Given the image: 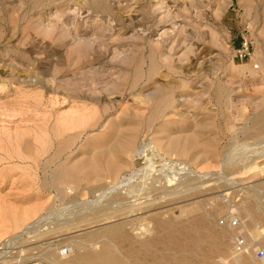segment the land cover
<instances>
[{
	"label": "rangeland",
	"instance_id": "obj_1",
	"mask_svg": "<svg viewBox=\"0 0 264 264\" xmlns=\"http://www.w3.org/2000/svg\"><path fill=\"white\" fill-rule=\"evenodd\" d=\"M101 1L0 0V264H264V0Z\"/></svg>",
	"mask_w": 264,
	"mask_h": 264
},
{
	"label": "built area",
	"instance_id": "obj_2",
	"mask_svg": "<svg viewBox=\"0 0 264 264\" xmlns=\"http://www.w3.org/2000/svg\"><path fill=\"white\" fill-rule=\"evenodd\" d=\"M247 50V46L244 45L242 50H239V57H243ZM243 52V54H242ZM219 225L222 227H227L232 231H237L240 227L239 218L235 215H229L228 217H223L219 220ZM233 245L234 251L238 254H245L248 250H251L249 247L247 240L243 234L237 232L233 235ZM255 258L259 261L264 260V248L260 245H254L253 247Z\"/></svg>",
	"mask_w": 264,
	"mask_h": 264
},
{
	"label": "bare ground",
	"instance_id": "obj_3",
	"mask_svg": "<svg viewBox=\"0 0 264 264\" xmlns=\"http://www.w3.org/2000/svg\"><path fill=\"white\" fill-rule=\"evenodd\" d=\"M101 2H102L101 0H96L95 4H97V6L100 7V6L102 5ZM73 138H74V137H73ZM128 143H129V142H128ZM24 145H25V148H27V145H26V144H24ZM64 145H65V144H64ZM64 145H63V146H64ZM127 145H128V144H127ZM150 146H151V145H150ZM152 146H153V145H152ZM143 147H144V146H143ZM58 148H59V147H58ZM125 148H126V147H125ZM145 148H146V147H145ZM120 149H121V151H123V150H124V146H121ZM152 149H153V148H152ZM57 151H59V150H57ZM152 151H153V150H152ZM59 152H60V151H59ZM123 152H124V151H123ZM154 155H155V154H154ZM154 155H153V156H154ZM110 161H111V160H110ZM116 164H117V163L114 164V161H113V163H111V162L108 163V165H109L110 167H113V168H115V169H116V168H119V164H118L117 166H116ZM94 167H95V166H94ZM95 170H96V167H95ZM145 170H146V168L142 169V171H144V172H145ZM140 172H141V171H140ZM147 172H148V171H147ZM147 172H146L145 174H147ZM149 172H150V171H149ZM150 173H151V172H150ZM141 174H142V172H141ZM145 174H144V175H145ZM144 175H143V176H144ZM148 175H149V174H148ZM63 176H64V175H63ZM63 176H58L57 178L54 177V178H52V180H50V181H52V183H54L55 185H56V184H57V185L60 184V187L66 190V189L68 188V185H69V184H68V179H67V181H66V178L63 177ZM67 177H68V176H67ZM144 177H146V176H144ZM149 177H150V176H149ZM149 177L147 176L146 178H148L149 180H151L154 176H153V177L151 176V177H152L151 179H150ZM156 177H157V176H156ZM55 178H56L57 180H55ZM72 178H75V177H72ZM146 178L144 179V181H145V182H146V181H149V180H147ZM47 180H48V179H47ZM47 180H46V182H47ZM69 182H70V181H69ZM146 183H147V182H146ZM118 184H119V186H120V185H122V186L124 185V184H122V183H118ZM111 188H112V187H111ZM110 190H111V189H110ZM112 190H113V189H112ZM107 191H108V190H107ZM107 191L105 190L104 193H107V194H108L109 192H107ZM107 194H106V195H107ZM123 195H124V194H123ZM126 195H127V194H126ZM141 205H142V204H141ZM139 206H140V205H139ZM94 207H95V206H94ZM100 214H101V213H100ZM103 216H104V215H103ZM40 220H42V217H40V219L37 218V220H35L36 224H35V222H34V223L32 222V223L35 224V225L32 226V225H31L32 223H29V227H28V226H25V228L27 227L28 229H27V228L25 229V233H24L23 231H22V232H23L24 234H28L29 232L31 233V231H33V229L37 228V227L40 225V224H39L40 222H39V223L37 222V221H40ZM43 220H44V219H43ZM23 224H24V223H23ZM23 224H22V225H23ZM42 226H43V225H42ZM23 230H24V229H23ZM82 245H83V244H82ZM83 246H84V245H83ZM105 250H106V249H105ZM154 250H155V249H154ZM54 251H56V250H54ZM158 251H159V250H158ZM108 253H109V252L107 251L106 254H108ZM51 254H52V253H51ZM59 254H60V253H58V254L55 253V258H58V259H59V257H60ZM49 255H50V254H49ZM53 255H54V254H53ZM108 255H109V254H108ZM0 256H1V254H0ZM46 256H47V255H46ZM2 257H3V256H2ZM2 257H0V261L2 260ZM52 257H53V256H52ZM52 257H51V258H52ZM86 257H87V256H86ZM86 257H85V258L83 257L84 260H82V258L80 257L81 259H80V261H78L77 263H79V264L84 263V264H85V262H87V261H86ZM53 258H54V257H53ZM46 259H48V258H46ZM49 259H50V258H49ZM97 259H99V258H97ZM50 260H51V259H50ZM52 260H53V259H52ZM52 260H51V261H52ZM55 260H56V259H55ZM75 260H77V259H75ZM87 260L89 261V259H87ZM101 260H102V259H101ZM111 260H112V259H111ZM113 260H114V259H113ZM56 261H57V260H56ZM95 261H96V260H95ZM99 261H100V260H99ZM117 261H118V260H117ZM3 262H4V260H3ZM74 262H75V261H74ZM110 262H111V261H110ZM77 263H75V264H77ZM88 263H89V262H88ZM113 263H114V261H113ZM92 264H93V263H92ZM99 264H100V263H99ZM104 264H106V263H104ZM107 264H108V263H107ZM114 264H116V263H114Z\"/></svg>",
	"mask_w": 264,
	"mask_h": 264
}]
</instances>
